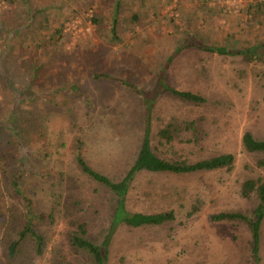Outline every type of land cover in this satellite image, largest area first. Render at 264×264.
Returning a JSON list of instances; mask_svg holds the SVG:
<instances>
[{
  "label": "rangeland",
  "instance_id": "374dc122",
  "mask_svg": "<svg viewBox=\"0 0 264 264\" xmlns=\"http://www.w3.org/2000/svg\"><path fill=\"white\" fill-rule=\"evenodd\" d=\"M64 1L36 0L44 6L54 5L48 12L52 31L68 20L55 48L46 44L48 40L39 48L33 44L26 48L28 57H38L39 65L54 63L43 71L41 88L35 86L25 94L31 100L39 92L52 95L56 107L50 106V100L30 102L23 94L18 102V142L10 132L0 139L1 154L6 157L5 163L0 161V198L8 209L0 237L13 235L18 224L11 217L25 210L10 187L15 158L24 156L26 170L21 173L20 186L35 211L47 215L38 226L46 247L37 256L28 245L19 261L93 264L86 254L71 248L69 236L84 225L87 236L101 245L110 233L116 198L80 172L74 161L75 141L77 137L82 140L83 157L94 170L113 181L124 178L140 149L146 125L144 99L150 98L151 146L160 158L194 163L232 154L235 166L231 171L188 175L139 173L126 196L127 211L150 215L172 210L175 220L135 229L117 225L107 264H254L252 231L247 224L212 223L209 216L223 211L252 213L257 204L255 195L245 199L241 191L247 179L264 181V167L259 165L263 157L245 152L241 140L245 132L264 140V64L185 44L191 39L228 49L259 46L264 52L263 14L255 17L245 0H125L119 12V43L112 45L107 24L97 30L91 22L93 12L100 9L108 19L109 0H91L93 7L90 0H76L80 9L68 13L60 9ZM4 2L0 0V13L8 11ZM43 18V14L38 17L39 21ZM178 48L183 50L175 55ZM24 73L22 68L18 78L13 77L14 92L0 81V121H5L13 94L26 88ZM161 84L202 96L206 103L171 97ZM74 85L80 90H74ZM183 121L198 122V142L188 133L186 142L159 141L162 128ZM36 150L45 159L35 161ZM196 201L200 213L189 217ZM118 218L116 214V222ZM2 246L0 262L7 263ZM259 255L264 264V222ZM29 257L30 263L25 260Z\"/></svg>",
  "mask_w": 264,
  "mask_h": 264
},
{
  "label": "trees",
  "instance_id": "16d2710c",
  "mask_svg": "<svg viewBox=\"0 0 264 264\" xmlns=\"http://www.w3.org/2000/svg\"><path fill=\"white\" fill-rule=\"evenodd\" d=\"M4 1V4L8 6V11L0 13V81L4 80L8 86V90L14 92V86L12 83L13 77L14 79H17L19 70L25 68L24 75L27 76V83L23 93L20 92L17 95L13 94L10 110L6 111L8 114L6 115L5 121H0V139H2L6 132H10V135L18 142L20 137V132L17 130V124L20 122V108L18 106V102L23 100V94H27L31 88H34L35 86L40 87L39 82H41L44 77L43 71L48 69L50 64L52 65L54 63V61H45L39 65L37 63L38 57H28L26 48L30 47L31 44H33L36 48H39L45 44L44 41L46 40H48V43L46 44H50L52 48H55V46L60 42V38L63 34V24H66L68 19H65L60 27H56V29L52 31V24L50 22L48 12L50 11V7L54 5L44 6L42 4H37L36 0L32 3L29 0H20L21 4H18L15 0ZM75 1L76 0L64 1L60 7L61 11L65 10L67 11L66 13H68L69 9H80V7L75 6ZM89 2H91V0ZM245 2L248 3L249 10H251V12L253 10L255 17L263 14L262 17L264 18V0H245ZM108 3L111 8L108 19L103 16V9H100L99 11L93 12L91 22L96 26L97 30H99V27L103 24H107L105 26L108 27L107 30L110 36V42L112 45H116L119 43L117 32L120 24L119 12L121 8L124 10L126 1L109 0ZM94 5L95 4L92 2L89 4L90 7H93ZM208 9L209 12L212 11L211 7ZM42 14L44 18L39 21L38 17ZM133 18L134 21L137 20L134 15ZM14 40H16V42H13ZM189 40L188 44H185L187 48L195 47L205 52L215 53L220 56H242L243 59L249 63L258 62L264 64V52H261L263 51V48L260 49L259 46L238 50L228 49L227 47L207 46L202 43H194L191 39ZM261 47H263V45H261ZM182 50L183 48H178L175 51V55H178ZM55 53L56 57H58L59 52L55 51ZM172 59L173 57L169 59V64ZM74 86V88L72 87L74 90H80L79 87L76 85ZM161 86L163 92L181 101L193 104L206 103V99L202 96L187 91H177L167 84H161ZM55 92H60V89H57ZM26 96L28 101H30L31 97L28 95ZM39 99L44 101L50 100L52 102L50 106L56 107L53 101L54 96H47V94H43L41 92H39L38 95H36V98L34 97V99L30 102H37ZM144 100L146 105V125L143 138L135 161L124 178L119 179L118 181H113L108 176L100 174L94 170L83 157L82 140L80 137H77L75 141L74 161L80 172L94 182L103 185L110 192H112L116 198V206L113 213L110 233L101 245L96 244L90 237L87 236L84 225H79L77 227V231L71 233L69 236L71 248L75 251L86 254L92 260L93 264L108 263L110 239L112 231L115 230L117 225L121 224L128 228L135 229L141 227H156L166 223H171L175 220V213L172 210L150 215L141 213L131 214L127 211L125 205L126 196L131 182L139 173L150 172L188 175L203 172H215L222 169L231 171L235 166V156L232 154H223L194 163H187L184 161L172 162L160 158L151 146V112L153 101L150 100V98H145ZM1 105L0 101V107ZM197 123V121H183L177 124L169 123L158 132L157 137L160 142L164 141L166 144H170L174 141L186 142L185 133H188L194 142H198L200 140L201 132ZM241 143L245 152L249 154H258L263 157V159L259 162V165L264 167V140L256 139L251 132H245L242 136ZM36 152L39 154L36 155L35 153L33 155L35 161L42 160V158L45 159V154H42V157H40L42 152L38 150H36ZM1 160H3L4 163L6 162V157L1 154L0 150V161ZM26 160L27 159H25L24 156L15 158L16 165L14 168V174L11 173L10 175L11 190L18 200L24 205L25 210L23 213L19 212V214L16 213L13 217H11V219L15 220L18 224V227L13 230V235L8 236V233H5V236L0 237V245H3L1 247V254L7 262L5 263L1 261L0 264H18V262H20V264H24L19 261V259L22 257L23 252L28 245L32 246V250L37 256H42L45 251L46 240L38 226L46 220L47 215L43 212L35 211L31 200L24 194V191L20 186L22 178L21 173L26 170V168H24ZM30 163L33 164V161H28V164ZM29 169L34 170V168ZM241 195L245 199H248L253 195L257 198V204L252 210V213L223 211L210 215L209 221L212 223L227 222L233 224H247L252 231L250 249L255 261L254 264H260L261 258L259 252L261 244V228L264 222V181L262 179H247L242 186ZM195 204L196 205L192 206L191 213L188 214L189 217L196 216L200 213L201 205L199 204V201H196ZM7 212L8 209H6L2 199L0 198V227L4 222V217L7 221ZM116 214L119 215V218L117 219L118 223L116 222ZM31 259L32 258L29 257L25 260L30 263ZM53 264L63 263L55 261Z\"/></svg>",
  "mask_w": 264,
  "mask_h": 264
}]
</instances>
